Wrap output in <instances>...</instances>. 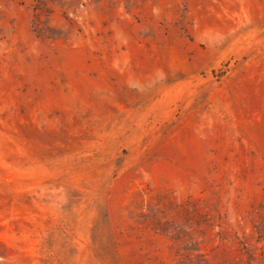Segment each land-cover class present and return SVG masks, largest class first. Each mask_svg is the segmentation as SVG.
<instances>
[{
	"label": "rangeland",
	"instance_id": "1",
	"mask_svg": "<svg viewBox=\"0 0 264 264\" xmlns=\"http://www.w3.org/2000/svg\"><path fill=\"white\" fill-rule=\"evenodd\" d=\"M0 264H264V0H0Z\"/></svg>",
	"mask_w": 264,
	"mask_h": 264
}]
</instances>
